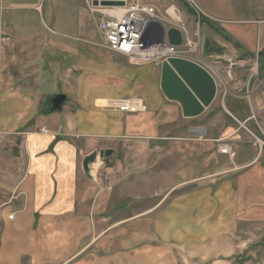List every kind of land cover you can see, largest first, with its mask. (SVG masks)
I'll list each match as a JSON object with an SVG mask.
<instances>
[{"label": "crops", "instance_id": "0c3cea01", "mask_svg": "<svg viewBox=\"0 0 264 264\" xmlns=\"http://www.w3.org/2000/svg\"><path fill=\"white\" fill-rule=\"evenodd\" d=\"M183 1L238 44L217 40L211 54L241 72L257 61L250 103L242 79L221 90L198 60L218 93L185 117L161 88V64L101 45L105 7L0 0V264H233L239 225L264 219V146L251 138L264 135V0ZM59 93L67 98L51 111ZM127 97L147 109L109 104ZM253 119L256 131L243 125ZM227 144L233 157L220 151Z\"/></svg>", "mask_w": 264, "mask_h": 264}, {"label": "built area", "instance_id": "2783aa9c", "mask_svg": "<svg viewBox=\"0 0 264 264\" xmlns=\"http://www.w3.org/2000/svg\"><path fill=\"white\" fill-rule=\"evenodd\" d=\"M91 8L96 9L94 5ZM116 8H121L119 14L106 12L97 21L101 45L104 47L127 56L137 65L162 64L171 56L198 62L196 56L199 53L200 40L190 34L187 24L176 10L174 14L169 12V16H163L159 14L157 4L140 0H126L124 6ZM159 24L166 31L172 27L178 28L182 33V44L174 45L167 37L162 38ZM109 104L125 113L147 109L143 99L136 97L111 100ZM260 142L264 143L262 140ZM220 151L230 156L235 155L229 145L220 147ZM9 217L13 218V214Z\"/></svg>", "mask_w": 264, "mask_h": 264}, {"label": "rangeland", "instance_id": "374dc122", "mask_svg": "<svg viewBox=\"0 0 264 264\" xmlns=\"http://www.w3.org/2000/svg\"><path fill=\"white\" fill-rule=\"evenodd\" d=\"M142 2H154L157 4L159 14L163 16H169L170 9L173 6L171 0H168V4H165V0H140ZM176 1V0H173ZM183 8L187 11L188 15L193 20L192 26H188L186 19L184 18V14L181 13L177 8L175 10L180 14L182 19L187 24V27L190 31V34L193 35L195 38L197 37L200 40V47L199 53L196 56L198 60L205 61L209 64V66L213 69V71L217 74L218 78L221 81V90H223V84L228 81H235L237 79H242L246 84L242 87L244 91L245 100L248 103L251 102L253 98L248 93L254 86V81L257 79H263L260 75L261 70H259L257 66V61L252 59L244 66L248 67L247 72L240 71V63L233 61L234 64H231V61L224 60L222 58L217 57L215 54H211L212 49L216 47H221L217 40L227 45L225 50H232L234 51L236 44L230 38L224 35L223 32L217 30L214 25H210L208 22H205V17L203 15L193 12V8L190 7L187 1L177 0ZM103 7V6H102ZM121 7V6H120ZM108 9L109 13H118L116 7H105ZM170 12V13H169ZM169 13V14H168ZM91 27L92 30L95 26V21L91 18ZM200 22V23H199ZM200 24V25H199ZM173 28V27H172ZM176 28V27H175ZM231 57V56H230ZM197 60V61H198ZM239 89V87H238ZM248 90V92H247ZM246 127H249L256 131L255 127L256 123L253 119L249 124H243ZM252 141L255 142L258 148L260 146H264V143L261 144L260 140L264 142V135L261 134L259 131L256 135H251ZM228 145V144H227ZM233 150V149H232ZM234 152V151H233ZM235 153V152H234ZM230 156V155H229ZM233 157V156H230ZM239 238L241 239V246H239V253L235 254L233 264H264V219L262 220H254L248 222H242L239 225V229L237 230ZM180 264H187L185 260L179 261ZM205 264V263H200Z\"/></svg>", "mask_w": 264, "mask_h": 264}, {"label": "water", "instance_id": "95a60500", "mask_svg": "<svg viewBox=\"0 0 264 264\" xmlns=\"http://www.w3.org/2000/svg\"><path fill=\"white\" fill-rule=\"evenodd\" d=\"M94 6L120 7L126 0H92ZM165 36L174 45H181L183 38L178 28H170ZM161 88L170 100L180 102L185 117L202 114L211 105L218 93L215 76L202 64L194 60L171 56L162 62ZM67 96L59 93L50 98L51 111H61ZM110 154L111 151H107ZM98 153L92 152L83 160V167L89 175V164L94 162Z\"/></svg>", "mask_w": 264, "mask_h": 264}, {"label": "bare ground", "instance_id": "6f19581e", "mask_svg": "<svg viewBox=\"0 0 264 264\" xmlns=\"http://www.w3.org/2000/svg\"><path fill=\"white\" fill-rule=\"evenodd\" d=\"M116 10H117V14H119V12L121 11V8H116Z\"/></svg>", "mask_w": 264, "mask_h": 264}, {"label": "trees", "instance_id": "16d2710c", "mask_svg": "<svg viewBox=\"0 0 264 264\" xmlns=\"http://www.w3.org/2000/svg\"><path fill=\"white\" fill-rule=\"evenodd\" d=\"M228 37V36H227ZM229 38V37H228Z\"/></svg>", "mask_w": 264, "mask_h": 264}]
</instances>
